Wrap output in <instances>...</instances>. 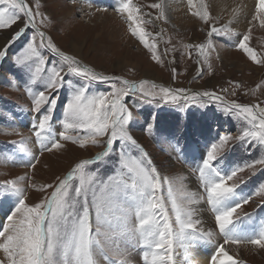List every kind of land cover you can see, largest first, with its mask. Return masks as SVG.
Listing matches in <instances>:
<instances>
[{
    "label": "snow or ice",
    "instance_id": "obj_1",
    "mask_svg": "<svg viewBox=\"0 0 264 264\" xmlns=\"http://www.w3.org/2000/svg\"><path fill=\"white\" fill-rule=\"evenodd\" d=\"M71 2L75 4L76 0ZM88 2L91 3V0ZM149 7L158 10L156 19L167 20V5L163 0ZM254 7L248 20L247 32L239 33L232 25L238 23L237 12L242 9H233L232 18L221 25L218 22L222 17L213 16L205 0H187L188 13L207 27V39L204 42L185 46L198 51L197 63H207L209 53L215 50L213 36L239 37L233 46L246 54L251 63L264 67V55L249 46L252 28L264 29V0H256ZM115 11L128 23L131 34L149 50L151 59L162 64V56L157 53L156 44L146 39L149 34L141 26L149 22L143 16L151 14L143 13L142 6L134 4L133 0H120ZM37 16L41 17L39 22ZM44 17L45 14L38 7L34 11L26 0H0V30L12 28L20 21L23 24L0 47V61L26 29L32 28L37 33L27 43L23 55L16 58V63L18 67L30 69L28 83L35 84L39 80L45 86V90L38 93H32L29 88L33 96L32 111L40 116L33 128L41 154L44 151L61 150L65 148L66 142L84 149L89 140L97 144L104 137H107L104 141L106 148L95 159H84L76 163L64 178L57 177L55 184L38 185L27 174L0 184V201L11 197L16 199L15 207L7 215L6 222L0 225V264H97V255L102 256L108 264H124L109 255L101 237H107L117 251V239L135 237L144 250L145 264H175L173 250L177 245L185 248V251L189 245H213L208 264H246V261L238 258L241 248L264 250V222L251 233L242 227L243 221L251 218V214L242 211L243 205L251 201L264 206V184L239 203H230L237 196V189L246 183L238 177V173L245 168L258 170L257 165L264 168V158L250 161L223 174L216 166V161L233 140L231 134H224L211 146L198 169L202 195L190 194L178 201L174 195L173 181L161 177L149 153L127 127L132 113L122 101L137 92L152 100L158 96L160 100L171 104H178L181 99L195 103V98L200 96L219 100V95L215 92L190 93L183 88L170 87H160L158 92H149L144 87L149 83L147 80L137 84L98 73L76 56L62 52L53 39L41 31V25L51 22L45 21ZM41 47L55 52L61 58V63L50 65L46 70L45 58L38 50ZM208 67L211 68V65L208 64ZM67 75L82 76L86 81L111 80L122 83L123 87L113 83L112 92L95 95L87 94L85 87L74 90L65 107L63 130L57 135L51 124L57 102L54 94L64 86V77ZM152 87L155 89L157 86ZM236 87L242 85L237 84ZM258 87H264V84ZM45 91L52 95H46ZM44 105L48 107L42 112ZM228 111L242 116L248 125L236 139L264 147V106L233 102L228 105ZM148 127L151 131L152 126ZM117 142L120 147L119 171L105 180H101L95 172L89 173V166L109 157ZM132 149H136L139 155H132ZM37 162L38 158L34 156L26 167L35 168ZM165 183L173 215L169 214L164 197L160 194ZM48 189L52 191L39 202H28L30 190L45 193ZM254 197L259 198L258 201ZM201 200L214 215L212 229L204 227L199 209L195 207ZM232 247L236 248V254H230ZM188 260L189 257L185 256L186 264Z\"/></svg>",
    "mask_w": 264,
    "mask_h": 264
},
{
    "label": "rangeland",
    "instance_id": "obj_2",
    "mask_svg": "<svg viewBox=\"0 0 264 264\" xmlns=\"http://www.w3.org/2000/svg\"><path fill=\"white\" fill-rule=\"evenodd\" d=\"M116 1V6L110 0H91V3L88 0H76L75 4L71 0H26V3L34 11L38 7L39 11L45 14V21H51L41 25V31L50 36L62 52L76 56L84 65L98 73L137 84L147 80L149 83L144 87L149 92H158L160 87H170L183 88L190 93L215 92L219 95V100L200 96L195 98V103L181 99L178 104H171L160 100L158 96L152 100L142 97L137 92L125 97L122 101L132 113L127 126L130 134L149 153L161 177L173 181L174 195L177 200L181 201L186 195L192 194L183 184L187 174L195 181L196 195H202L198 169L206 157L207 150H210L211 146L224 134H231L233 140L216 161V166L223 174L226 175L234 168L250 161L264 158V147L249 145L236 139L248 125L242 116L228 111V105L233 102L241 105L264 106V87H258L264 84V67L251 63L246 54L233 46L239 37L213 36L215 50L209 53L207 63L198 64V51L185 46L204 42L207 39L206 26L196 24L184 31L175 30L172 26L166 27L165 24L169 25L170 20L156 19L158 10L149 7L161 0H133L134 4L142 6L143 13L151 14L143 16V19L149 22L142 23L141 26L149 34L146 39L156 44L157 53L162 56L163 63L157 64L151 59L149 50L131 34L128 23L115 11L120 0ZM67 4L70 6L77 4L79 7L72 11ZM254 6L253 10H255ZM82 7L93 11L89 12L88 9L82 11ZM212 15L216 16L213 13ZM36 20L39 22L41 17L37 16ZM227 21L228 19L223 16L218 23L222 25ZM21 25L23 26L22 21L13 25L12 28L0 30V38L7 39V42L9 38L7 33L15 32L22 27ZM237 25L236 23L232 25L237 32H247L248 29L240 32L236 28ZM255 28L257 30L259 27ZM36 35L32 28L26 29L24 34L8 48L7 55L0 61V184L26 174L30 175L32 182L38 185L55 184L57 177L64 178L76 163L84 159H95L106 148L104 141L107 137H104L100 138L97 144H92L89 140L84 149L66 142L65 148L61 150L44 151L41 154L34 128L33 126L29 128L26 123L32 122V119L36 123L40 118L39 114L32 111L33 96L29 88L32 93H38L45 90V86L39 80L35 84L28 83L30 69L18 67L16 63V58L23 55L27 43ZM252 35L254 39L255 32ZM252 38L249 46L254 47L258 54L264 55V42L258 46ZM38 39L37 37V42ZM38 50L45 58L46 70L50 65L61 63V58L55 52L43 47ZM219 55H222V58L226 55L228 61L222 60ZM246 62L251 63L252 68L247 67L244 73L241 68ZM34 66L33 64V68ZM64 80V86L54 94L57 96V102L51 124L57 135L63 130L65 107L74 90L85 87L89 95L109 93L113 91V83H116L111 80L86 81L82 76L74 75H67ZM237 84L242 87L237 88ZM153 85L157 87L153 89ZM116 86L123 87L122 83H116ZM45 94L52 95L49 91H45ZM47 107L48 105H44L41 111L44 112ZM149 125L152 126L151 131H149ZM69 134L77 135L78 133ZM191 142H196L204 153L200 156H184L176 148L177 144H181L178 148H184ZM184 153H187V150H184ZM131 154L139 155L136 149H132ZM119 155L120 147L117 142L109 157L98 164L89 166L87 171L95 172L101 180H105L119 171ZM34 156L38 158L35 168L26 167ZM172 164L178 165L181 168L180 171L187 173H183V179H176L175 169H170ZM256 168L258 170L245 168L243 172L238 173V177L246 183H242L237 189V196L230 201L231 204L239 203L240 200L251 196L261 184H264V168L260 165ZM229 183L232 182L229 181ZM51 191L52 189H48L47 192L40 193L30 190L28 202H39ZM160 194L164 197L169 214L173 215L171 201L167 197L166 183L162 186ZM253 199L258 201L259 198ZM199 203L205 205L214 226V215L210 212L209 206L203 200ZM15 204V197L0 201V218L2 216L6 218ZM242 211L251 214L250 219L254 221L258 230L260 224L264 222V206L250 201L242 206ZM245 221L243 224L246 223ZM245 226H242L244 231L249 233ZM101 240L113 259L118 262L123 261L124 264L128 262L139 264V258L133 254L129 243L138 244L135 237L117 239L118 251L115 246L110 245L107 237H101ZM196 249L200 250L199 245H189L187 251L177 245L173 250L175 264H186L185 256H189L190 261L188 260L187 264H196L194 261L197 255L194 253ZM231 254H236L235 247L231 248ZM238 258L246 261V264H264V250L241 248ZM96 260L97 264H108L100 255H97Z\"/></svg>",
    "mask_w": 264,
    "mask_h": 264
},
{
    "label": "bare ground",
    "instance_id": "obj_3",
    "mask_svg": "<svg viewBox=\"0 0 264 264\" xmlns=\"http://www.w3.org/2000/svg\"><path fill=\"white\" fill-rule=\"evenodd\" d=\"M110 1L114 2L115 6L117 5L116 0H110ZM205 2L210 5L209 10L212 11L213 14H216V16L221 15V17L225 16L226 19H228V20L232 18L233 9H237V10L242 9V11L237 12V15L239 17L238 23H236V22L233 23V24H235V23L238 24L236 26V28L240 32H242L243 30L246 31L248 29V20L250 19L251 13L254 12L253 6L256 3L255 0H205ZM163 3L165 5H167L166 16L170 20L169 25L165 24L166 27L168 26L171 28V26H172L173 28H175V30L178 29V30L184 31V30L188 29V27L190 28L196 24H198L199 26H203L201 24V22L198 21V19L192 17L188 13L187 0H163ZM67 6L72 11L74 10V8L79 7L77 4L72 5V6L67 4ZM115 6L113 5V9L115 8ZM87 9L89 12L93 11L89 8L82 7V11H86ZM100 12H102V11H100ZM156 14L158 15V12ZM258 30H259V33H258ZM254 32H255L254 39L252 38L253 35L251 36V38L253 39L252 41H254V43L259 46L260 43L264 42V36H263L264 29L261 30L260 28H258L256 30V28L253 27L252 33H254ZM11 34L12 33L8 32L7 36L10 37ZM6 40H5V38H0V47H3L5 45V43H7ZM8 40H9V38H8ZM78 53H79V51H78ZM219 56H221L220 58L222 60L224 59V60L228 61L226 55L223 56V58H222V55H219ZM234 64H237V63L234 62ZM250 64L247 62L243 64V68H241V69L244 73L246 72L247 67H248V69L252 68L250 66ZM34 124H35V122L33 121V119H32V122L27 121V123H26V125L29 128L32 127ZM170 169H173V170L175 169L174 174L176 175L175 177L177 180L183 179L182 178L183 173L187 174L186 172L180 171L181 168L176 164H172ZM183 184H185L186 187H188L189 193L197 194V192H196L197 187H196L195 181L188 174L185 175V178L183 179ZM195 207H197L199 209V217L202 220L204 227L208 228V229H212L214 227L213 223H212V218H211L210 214L207 212L205 205L202 203H198L197 205H195ZM6 218H4L3 216L0 218V225H3V223L6 222ZM199 247H200V250L196 249L194 252L195 254H197L196 257L194 258L195 263L196 264H208L209 256L212 254L214 246L200 244ZM190 249H192V248H190ZM191 253H193V252H191ZM230 254H231V252H230ZM191 255H193V254H191Z\"/></svg>",
    "mask_w": 264,
    "mask_h": 264
}]
</instances>
